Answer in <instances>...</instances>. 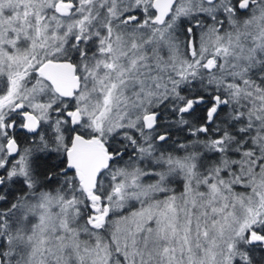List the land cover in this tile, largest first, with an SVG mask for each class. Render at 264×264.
<instances>
[{"label":"snow or ice","instance_id":"1","mask_svg":"<svg viewBox=\"0 0 264 264\" xmlns=\"http://www.w3.org/2000/svg\"><path fill=\"white\" fill-rule=\"evenodd\" d=\"M0 264H264V0H0Z\"/></svg>","mask_w":264,"mask_h":264}]
</instances>
